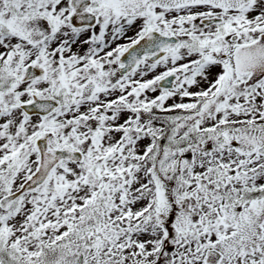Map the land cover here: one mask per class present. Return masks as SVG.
I'll return each instance as SVG.
<instances>
[{"label": "snow or ice", "instance_id": "snow-or-ice-1", "mask_svg": "<svg viewBox=\"0 0 264 264\" xmlns=\"http://www.w3.org/2000/svg\"><path fill=\"white\" fill-rule=\"evenodd\" d=\"M0 264H264V0H0Z\"/></svg>", "mask_w": 264, "mask_h": 264}]
</instances>
